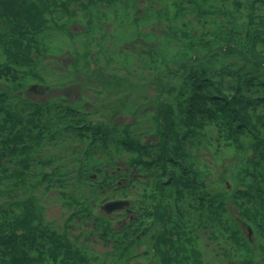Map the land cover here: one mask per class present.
<instances>
[{
    "label": "trees",
    "instance_id": "trees-1",
    "mask_svg": "<svg viewBox=\"0 0 264 264\" xmlns=\"http://www.w3.org/2000/svg\"><path fill=\"white\" fill-rule=\"evenodd\" d=\"M0 264H264V0H0Z\"/></svg>",
    "mask_w": 264,
    "mask_h": 264
},
{
    "label": "rangeland",
    "instance_id": "rangeland-1",
    "mask_svg": "<svg viewBox=\"0 0 264 264\" xmlns=\"http://www.w3.org/2000/svg\"><path fill=\"white\" fill-rule=\"evenodd\" d=\"M71 30H80V26H76L75 28L74 27H71L70 28ZM56 61H58L59 62V65L62 67V68H64L65 66H66V63L67 62H69L70 61V55L67 53V55L66 56H64V57H60L59 58V60L58 59H56ZM58 69H61V68H58ZM73 79H75V80H77V81H79L80 79H84V78H81V77H75V78H73ZM34 89H36V88H34ZM33 89V90H34ZM77 92H78V86H76V85H73V86H71V87H69V88H67V89H65V90H63V91H60V90H58V89H56V90H49L48 92H45V91H39V92H36V90L33 92L32 90L30 91V94H28L29 95V97H32V98H35V99H37V100H44V99H46L49 95H57L58 93H64L66 96H67V98L68 99H72L76 94H77ZM58 208H59V206L57 205V204H54L51 208H50V210H49V212H48V216H47V218L48 219H53V218H57V220H58V224L60 223V217H59V210H58ZM96 245V248L97 249H99V248H103V246L100 244V243H97V244H95Z\"/></svg>",
    "mask_w": 264,
    "mask_h": 264
},
{
    "label": "water",
    "instance_id": "water-1",
    "mask_svg": "<svg viewBox=\"0 0 264 264\" xmlns=\"http://www.w3.org/2000/svg\"><path fill=\"white\" fill-rule=\"evenodd\" d=\"M112 204H115V203H108V204H105L104 206H103V209H105L106 211H109V210H111V209H113L112 207H110ZM118 206H116L115 208H117ZM248 232H249V236H250V229L248 230Z\"/></svg>",
    "mask_w": 264,
    "mask_h": 264
}]
</instances>
